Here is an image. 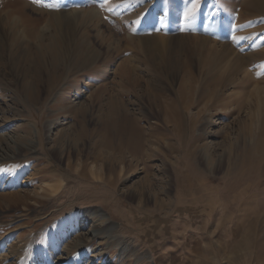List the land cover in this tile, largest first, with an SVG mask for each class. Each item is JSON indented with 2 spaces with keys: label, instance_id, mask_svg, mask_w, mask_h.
<instances>
[{
  "label": "rangeland",
  "instance_id": "1",
  "mask_svg": "<svg viewBox=\"0 0 264 264\" xmlns=\"http://www.w3.org/2000/svg\"><path fill=\"white\" fill-rule=\"evenodd\" d=\"M0 264H264V0H0Z\"/></svg>",
  "mask_w": 264,
  "mask_h": 264
},
{
  "label": "bare ground",
  "instance_id": "2",
  "mask_svg": "<svg viewBox=\"0 0 264 264\" xmlns=\"http://www.w3.org/2000/svg\"><path fill=\"white\" fill-rule=\"evenodd\" d=\"M77 16H78V14H77ZM85 16H88L92 19L97 18V15L94 11H89L88 14H85ZM192 80L193 79H192L191 75L186 76V82L183 85L184 87L182 90L183 91V93H182V102H183L182 105L184 104V108L186 111L189 110L190 106H191V102H189V100L191 99L190 93L193 90V85H194L193 82H191ZM153 97H154V95H153ZM153 100H154L153 104L156 103V107H155L156 110H154V111L157 112V115H158L157 119H158L159 125L149 124L148 130H154V131L160 130V133H158V134L156 132H153L154 133L153 135H155L156 137L157 136L158 137H166L167 134L165 131H170L172 133H174L175 131L177 132V130L179 131V129L181 128V125H180V122L178 121V116L176 115L177 111H176L175 107L172 105L173 103L172 102L170 103L166 99L164 100V99H161L159 97H154ZM184 108L182 107V111H184ZM207 109H205V110H207ZM201 113H202V111H199L198 115ZM145 114H146V112H145ZM144 117H146V116H144ZM196 123H197L196 121H191V124H192L191 128L195 127ZM170 128H172V129H170ZM133 149L134 148L132 147L131 150H133Z\"/></svg>",
  "mask_w": 264,
  "mask_h": 264
},
{
  "label": "snow or ice",
  "instance_id": "3",
  "mask_svg": "<svg viewBox=\"0 0 264 264\" xmlns=\"http://www.w3.org/2000/svg\"><path fill=\"white\" fill-rule=\"evenodd\" d=\"M186 15H187V13H186Z\"/></svg>",
  "mask_w": 264,
  "mask_h": 264
}]
</instances>
